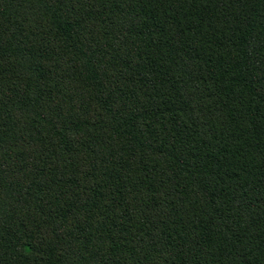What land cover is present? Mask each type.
<instances>
[{
  "label": "trees",
  "instance_id": "obj_1",
  "mask_svg": "<svg viewBox=\"0 0 264 264\" xmlns=\"http://www.w3.org/2000/svg\"><path fill=\"white\" fill-rule=\"evenodd\" d=\"M0 264H264V0H0Z\"/></svg>",
  "mask_w": 264,
  "mask_h": 264
}]
</instances>
